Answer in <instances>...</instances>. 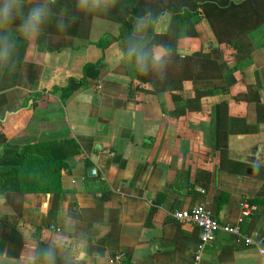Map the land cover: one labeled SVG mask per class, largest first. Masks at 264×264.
Segmentation results:
<instances>
[{
  "label": "crops",
  "instance_id": "obj_1",
  "mask_svg": "<svg viewBox=\"0 0 264 264\" xmlns=\"http://www.w3.org/2000/svg\"><path fill=\"white\" fill-rule=\"evenodd\" d=\"M55 2L28 0V6L67 12L70 0ZM164 13L154 25L156 35L169 28L170 16ZM45 22L30 39L20 31L22 17L0 26V40L7 37L12 45L7 60L0 45V124L7 130L36 124L39 129L25 140L69 137L79 153L62 173L55 215L48 217L50 195L7 201L18 217L20 245H9L0 222V264H28L30 252L39 253L36 264H48L44 253L50 249L54 264H108L121 252L131 264H192L198 230L171 214L200 204L221 225H239L253 241L237 244L219 232L201 264H264L259 253L264 249V66L231 72L233 50L217 44L204 22L195 26L196 39H178L176 56L160 45L145 47L148 19L131 20L137 47L109 38L104 51L98 41L103 35L118 36L114 22L94 19L85 40L46 34ZM196 53L204 58L196 59ZM100 59L98 79L64 102L60 93L49 96L55 105L39 106L29 98L65 85L68 78L80 79L84 66ZM203 61L214 70L205 69ZM220 65L229 71L216 76ZM149 71L151 78L141 83L137 75ZM195 91L212 93L188 104ZM228 161L249 167L239 174ZM89 169L95 174L88 175ZM70 194L76 200L72 215ZM255 199L257 211L238 224L243 203L252 205ZM4 202L0 195V205Z\"/></svg>",
  "mask_w": 264,
  "mask_h": 264
},
{
  "label": "trees",
  "instance_id": "obj_2",
  "mask_svg": "<svg viewBox=\"0 0 264 264\" xmlns=\"http://www.w3.org/2000/svg\"><path fill=\"white\" fill-rule=\"evenodd\" d=\"M58 1L56 0L55 3L57 4ZM57 11L53 9L47 16L46 28L42 32L85 40L89 37L94 19L116 23L119 26L118 36L103 35L98 41L97 45L102 51L108 47L109 38L124 39L130 49L137 47L140 42L137 43L132 35L131 20L148 19L149 25L145 39L150 42L145 47L150 49L153 45H160L166 54L176 56L178 39L181 37L196 39L198 34L195 26L204 22L217 44L228 46L233 50V60L236 66L230 70L231 72L251 64L257 68L264 66V0H242L240 2L231 0H108L106 5L101 3L98 10L86 13L80 11L77 0H70L67 12L57 14ZM164 12L170 16L169 28L164 35H156L153 33L154 25L165 14ZM193 57L199 59L203 55L196 53ZM101 63L102 59L94 64L88 63L84 66L80 79L68 78L65 85L54 87L51 92L32 95L29 98L37 99L39 106L55 105L56 101L49 96L60 93L59 100L64 102L73 93L98 79ZM201 63L205 69L209 68L211 72L214 70V66L209 62ZM178 64L184 65L185 63L179 62ZM215 70L216 76L218 73L221 75L229 71L226 65H220ZM148 76L150 78L152 76L150 71L137 75L141 83L148 82ZM226 77L229 82H233L232 76ZM211 93L212 91H195L194 97L187 103L199 102L202 96ZM36 108L34 110H37ZM38 129V126L34 124L29 125L25 130H7L0 124V195L4 196L6 201L0 205V222L5 226L4 238L9 245L19 246L20 239L16 231L18 217L7 201H14L17 198L19 199L16 201H21L26 194L50 195L53 208L48 217L55 215L63 193L62 173L71 169L72 160L79 153V145L69 137L25 140L30 132ZM217 134L218 131L216 139ZM215 150L221 154L217 140ZM227 163L232 165V169L239 174H244L249 167L232 161ZM101 196L104 201L108 198L105 192ZM75 201L74 195L70 194L68 204L70 215L76 207ZM251 203L258 205L260 202L255 199ZM8 256L16 257V254L8 252ZM127 262H129L128 259Z\"/></svg>",
  "mask_w": 264,
  "mask_h": 264
},
{
  "label": "built area",
  "instance_id": "obj_3",
  "mask_svg": "<svg viewBox=\"0 0 264 264\" xmlns=\"http://www.w3.org/2000/svg\"><path fill=\"white\" fill-rule=\"evenodd\" d=\"M99 89V87H98ZM241 211V219L238 224L245 217H249L257 211L255 205H249L243 203ZM172 218L180 223H190L198 230V244L193 252V263L201 264L202 254L207 246H209L219 232L231 235L234 237V241L239 244L243 243L245 246L253 245V241L249 237H245L241 234L239 225L228 226L221 225L212 212L206 205H197L185 211H173ZM260 254H264V249L259 250ZM108 264H131L127 262L126 255L124 253H116L108 259Z\"/></svg>",
  "mask_w": 264,
  "mask_h": 264
},
{
  "label": "clouds",
  "instance_id": "obj_4",
  "mask_svg": "<svg viewBox=\"0 0 264 264\" xmlns=\"http://www.w3.org/2000/svg\"><path fill=\"white\" fill-rule=\"evenodd\" d=\"M101 3L106 5L108 0H77L78 8L85 13L98 10ZM25 7H27L26 15L23 13ZM49 14L47 6L39 4L28 6V0H2V3H0V26L8 25L18 17H22V23L19 25L20 31L25 39H30L40 33L41 25L46 21ZM0 45H2V58L7 60L12 45L7 37L0 40ZM38 255L39 253L30 252L27 256L28 264H36ZM44 255L48 260V264H54L55 254L51 249L45 252Z\"/></svg>",
  "mask_w": 264,
  "mask_h": 264
},
{
  "label": "water",
  "instance_id": "obj_5",
  "mask_svg": "<svg viewBox=\"0 0 264 264\" xmlns=\"http://www.w3.org/2000/svg\"><path fill=\"white\" fill-rule=\"evenodd\" d=\"M248 172H250V171H248ZM93 174H95V171H94V169H89L88 170V175H93Z\"/></svg>",
  "mask_w": 264,
  "mask_h": 264
},
{
  "label": "rangeland",
  "instance_id": "obj_6",
  "mask_svg": "<svg viewBox=\"0 0 264 264\" xmlns=\"http://www.w3.org/2000/svg\"><path fill=\"white\" fill-rule=\"evenodd\" d=\"M41 114L39 113V112H36L35 113V118H37L38 119V117L40 116ZM30 122H27V124H29ZM27 127V126H26ZM26 127H25V129H26Z\"/></svg>",
  "mask_w": 264,
  "mask_h": 264
}]
</instances>
